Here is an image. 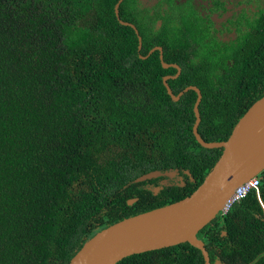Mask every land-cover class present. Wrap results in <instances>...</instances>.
Here are the masks:
<instances>
[{"label": "trees", "instance_id": "obj_1", "mask_svg": "<svg viewBox=\"0 0 264 264\" xmlns=\"http://www.w3.org/2000/svg\"><path fill=\"white\" fill-rule=\"evenodd\" d=\"M118 1L0 0V264H69L101 230L190 196L222 155L194 135L196 92L171 98L163 78L177 69L158 52L140 57L153 44L139 27V50ZM256 4L228 42L206 45L199 27L195 45L185 33L163 45L164 62L182 69L168 81L173 93H202L206 142L226 141L264 96V0ZM155 170L178 174L135 182ZM258 177L260 197L252 191L199 232L212 264H264V171ZM117 264L205 259L182 243Z\"/></svg>", "mask_w": 264, "mask_h": 264}, {"label": "water", "instance_id": "obj_2", "mask_svg": "<svg viewBox=\"0 0 264 264\" xmlns=\"http://www.w3.org/2000/svg\"><path fill=\"white\" fill-rule=\"evenodd\" d=\"M122 2L123 0H119L116 4V16L122 25L130 26L135 30L141 50L142 37L138 29L134 24L120 18L119 8ZM158 49L161 50L163 67L177 69L175 76L164 77V85L169 95L174 101H179L189 90L197 92L198 98L194 105L196 116L194 135L204 148H222V155L205 177L204 182L190 196L167 206L126 218L101 230L84 244L69 264H117L135 254L182 243H189L199 249L205 264H212L205 243L198 237L199 232L218 217L224 202L235 188L264 171V96L247 110L226 141L206 142L199 134L201 123L199 106L202 101L200 89L190 86L178 95L174 94L168 80L177 78L181 74V67L164 62L162 49ZM154 50H151L149 55ZM147 57L141 56L143 59ZM177 174L178 171L155 170L141 175L135 179V182L140 183L159 177L174 178ZM158 192L159 188H156L155 194ZM137 200L132 199L129 204L133 205Z\"/></svg>", "mask_w": 264, "mask_h": 264}, {"label": "flooded vegetation", "instance_id": "obj_3", "mask_svg": "<svg viewBox=\"0 0 264 264\" xmlns=\"http://www.w3.org/2000/svg\"><path fill=\"white\" fill-rule=\"evenodd\" d=\"M256 3L257 0H130V5L125 7L124 16L131 19V21L129 19L123 21L134 24L138 31L141 27L153 44L148 54L140 55V57L149 56L150 51L154 49V52H158L160 57L161 50L158 48L162 49L164 57L163 45L168 46L170 39L174 38L176 34L185 33L189 40L184 37V43L195 45L196 43L191 40L189 35L190 31L199 27L202 30L205 29V33L200 35L205 38L206 45H209L213 40L223 43L228 42L237 32V26H234L237 17L247 10L256 11ZM182 45L180 44V46ZM188 49L192 50L193 48L191 46ZM176 74L167 76L173 77ZM169 80H174V78ZM190 86L193 85L188 87ZM192 91L196 92L195 90ZM161 183L167 184V179H164Z\"/></svg>", "mask_w": 264, "mask_h": 264}, {"label": "built area", "instance_id": "obj_4", "mask_svg": "<svg viewBox=\"0 0 264 264\" xmlns=\"http://www.w3.org/2000/svg\"><path fill=\"white\" fill-rule=\"evenodd\" d=\"M252 191H255L258 197H260V179L258 176L235 188L232 194L224 202L219 212V216H226L236 204L244 200Z\"/></svg>", "mask_w": 264, "mask_h": 264}]
</instances>
